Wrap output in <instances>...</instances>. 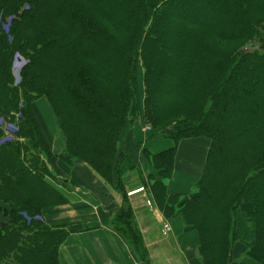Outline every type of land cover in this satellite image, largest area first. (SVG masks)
I'll return each mask as SVG.
<instances>
[{"label": "trees", "instance_id": "1", "mask_svg": "<svg viewBox=\"0 0 264 264\" xmlns=\"http://www.w3.org/2000/svg\"><path fill=\"white\" fill-rule=\"evenodd\" d=\"M242 42L253 48L226 49ZM138 126L174 143L143 152L151 201L199 233L201 263L237 264L242 247L264 264V0H0V264H61L72 231L43 219L67 203L58 160L86 163L127 202L137 168L124 143ZM198 138L210 142L203 175L170 195L179 146ZM113 225L151 264L131 208Z\"/></svg>", "mask_w": 264, "mask_h": 264}, {"label": "crops", "instance_id": "2", "mask_svg": "<svg viewBox=\"0 0 264 264\" xmlns=\"http://www.w3.org/2000/svg\"><path fill=\"white\" fill-rule=\"evenodd\" d=\"M38 103L37 117L41 129L47 133L54 153L62 155L66 152V142L58 131L55 119H51V114L46 111L45 106L40 107L42 111H46L43 112L46 115V118L43 117L45 122L41 120ZM157 137L159 136H155L150 127L139 126L127 135L124 149L132 154L134 165L139 172L144 151L161 154L174 148L171 140L172 147L160 148L161 138ZM187 142H183L177 151L176 170L173 179L168 183L170 195L186 197L194 193L205 169L210 142L199 143L198 148L194 149L193 157L190 148H181ZM193 144L190 143L189 146ZM180 158H184L182 166ZM56 163H59L57 178L60 180L56 186L67 198V203L47 210L44 219L52 227H65L72 231L60 249L61 264H143L115 230L112 222L121 209L128 207L134 213L152 264H202L199 255V233L189 228L182 216L167 220L155 204L151 203L149 207L148 195L143 194L146 190L128 197L126 202L120 193L107 185L86 163L77 161L70 167L60 160ZM179 166L183 171H187L188 176H193L195 168L200 167L196 180L191 182L175 179L181 171ZM188 182L193 184L188 185ZM166 226L169 231L165 230ZM241 249L242 247L240 252L236 250L233 255L237 264H258L242 255Z\"/></svg>", "mask_w": 264, "mask_h": 264}, {"label": "rangeland", "instance_id": "3", "mask_svg": "<svg viewBox=\"0 0 264 264\" xmlns=\"http://www.w3.org/2000/svg\"><path fill=\"white\" fill-rule=\"evenodd\" d=\"M246 42H242V43H240V44H231V45H227L226 46V49H228V50H234L235 48H237V47H240L241 49L243 48H246ZM253 48V46L252 45H248V47L246 48V50H250V49H252ZM245 50V49H244ZM15 77V80H16V83L18 84L19 82H20V80L21 79H17V77L16 76H14ZM173 88V87H172ZM39 103H38V107L40 108V107H42V106H45V109H46V111L48 112V113H50L51 115H50V117H51V119L53 120V115H52V112H51V110H50V108H49V106H48V104H47V102L45 101V100H40V101H38ZM40 110H41V108H40ZM46 111H40L39 112V117L41 118V120H43L44 121V119H43V117L44 118H46V115L43 113V112H46ZM55 119V118H54ZM45 122V121H44ZM59 131V130H58ZM59 133H60V131H59ZM60 135H62L61 133H60ZM157 138H161V137H157ZM61 139H62V137H61ZM62 141H63V139H62ZM159 141L161 142V146H160V148H162V149H168V148H170V147H172V144H171V142H170V140H167V139H165V138H161V139H159ZM192 141V142H191ZM191 141H188L187 143H186V145H184V146H182L181 148L182 149H185V148H190L191 150H192V152H191V154H192V157L193 156H195V154H194V149H196V148H198L197 146H198V144L199 143H204V144H206V142H209L206 138H198L197 140H191ZM64 142V141H63ZM190 143H194L192 146H189V144ZM168 144V145H167ZM197 154H199V152H197ZM199 156V155H198ZM133 158V157H132ZM180 166H182V164L184 163V158H180ZM193 161H194V158H193ZM134 163V162H133ZM179 166V167H180ZM181 168V171L176 175V178L175 179H183V180H185V181H191V182H194L195 180H196V178H197V174L199 173V171H200V167H197V168H195V174L193 175V176H188L187 175V171L185 170V171H183L182 170V167H180ZM133 174H135V175H133ZM130 175V176H129ZM152 176H155V172H154V170L151 168V167H149L148 166V164L144 161V159H143V163H142V165H141V171L139 172V170L138 169H136L135 171H131L125 178H124V184H125V190H126V192H127V198H128V194L129 193H131V192H133V191H135V190H138V189H140V188H145V190H146V192H144L143 194H145V195H148V199H147V202H149V201H151V192H150V188H149V183H151V181L149 180L150 179V177H152ZM59 179L57 178V183H60V180L58 181ZM62 182V181H61ZM191 185V184H193V183H190V182H188V185ZM146 186L148 187V188H146ZM195 189V186H193V190ZM130 198V197H129ZM153 200V199H152ZM152 202V201H151ZM153 203V202H152ZM154 204V203H153ZM150 207V206H149ZM132 210V209H131ZM119 213V212H118ZM117 213V214H118ZM117 214H116V216H117ZM116 216H115V218H116ZM43 217H44V215H43ZM114 218V219H115ZM114 221V220H113ZM112 221V222H113ZM115 227V226H114ZM117 228V227H116ZM136 229L139 231V229H138V226H137V223H136ZM116 230V229H115ZM117 231V230H116ZM150 263H151V260H150ZM152 264V263H151Z\"/></svg>", "mask_w": 264, "mask_h": 264}, {"label": "built area", "instance_id": "4", "mask_svg": "<svg viewBox=\"0 0 264 264\" xmlns=\"http://www.w3.org/2000/svg\"><path fill=\"white\" fill-rule=\"evenodd\" d=\"M143 191H144V189H140V190H138V191L131 192V193H129V196H133V195H135V194H137V193H140V192H143ZM148 205L151 206V203L149 202ZM165 230H166V231H169V227L166 226Z\"/></svg>", "mask_w": 264, "mask_h": 264}]
</instances>
